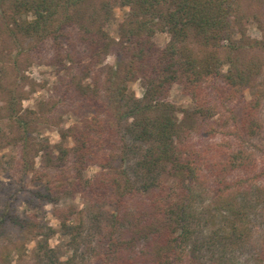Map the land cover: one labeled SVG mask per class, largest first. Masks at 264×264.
<instances>
[{
	"label": "trees",
	"instance_id": "obj_1",
	"mask_svg": "<svg viewBox=\"0 0 264 264\" xmlns=\"http://www.w3.org/2000/svg\"><path fill=\"white\" fill-rule=\"evenodd\" d=\"M248 2L0 0V42L18 51L9 63L1 59L3 73L12 67L18 75L23 56L30 64L49 59L68 73L54 89L63 102L42 104L41 114L23 115V98L12 92L8 119L20 154L8 178L19 174L24 192L33 174L36 188L23 200L32 211L69 190L112 209L93 264H244L240 253L255 228L251 213L264 204V152L259 161L252 149L264 132V37L254 40L246 31L251 22L264 29V0L254 9ZM116 6L129 12L113 40L107 28ZM158 33L170 37L164 48L154 40ZM110 55L115 65L103 66ZM136 82L141 99L129 92ZM175 85L209 123L210 142L202 147L190 142L169 100ZM60 105L75 106L77 123L63 134L72 149L32 137L38 124L55 121ZM91 167L100 172L86 179ZM14 184L0 190V233L13 227L31 235L37 227L18 215L17 198L9 195ZM201 189L211 190L208 206L197 204ZM56 216L69 229L70 218ZM24 249L16 243L12 251ZM10 255L3 251L0 264H11ZM250 259L264 264V240Z\"/></svg>",
	"mask_w": 264,
	"mask_h": 264
},
{
	"label": "rangeland",
	"instance_id": "obj_2",
	"mask_svg": "<svg viewBox=\"0 0 264 264\" xmlns=\"http://www.w3.org/2000/svg\"><path fill=\"white\" fill-rule=\"evenodd\" d=\"M258 1L249 0L248 7L254 9L259 5ZM128 12V8L118 6L113 8L112 17L107 28V32L113 40L119 39L120 24L126 18ZM246 31L251 39L261 40L264 37V29H261L257 22L247 24ZM235 38L237 40L240 39V35H236ZM154 40L160 48H164L170 37L167 33H158ZM10 53L11 58H14L18 53L17 47L10 42L3 46L0 42V190L9 189L8 185L15 182L9 195H14V198H17L16 208L18 215L21 219H31L30 221L37 227V230L31 235L13 227L3 230L0 233V254L3 251H8L11 254V264H66L71 259L79 264H93L92 261L96 253L100 251L98 241L101 234V225L104 226L107 221L111 220L112 209L104 207L99 202L89 199V197L79 194L74 195L69 190L68 193L63 192L57 195L51 201L52 203H47L41 209L32 211L24 204L23 200H25L28 191L36 188L34 183L31 182L33 174H30L26 181L23 180L24 183L26 182L24 192H20V185H16L17 183L19 184V174L15 175L16 179L13 182L8 178L9 174L13 176L16 174L18 167L16 162L19 161L20 154L19 146L14 145L12 142V123L8 119V107L12 92L23 98L21 104L23 115L29 113L41 114L40 106L42 104L63 102L59 91L55 93L54 89L61 87L59 77L64 76L68 80L67 72L63 71L60 73L61 71L58 68L48 65L49 59L45 57L51 56L49 51L44 54V63L34 60L30 64L27 57L23 56L20 58L22 71L18 75L12 72V67L7 69L10 75L8 73L4 74L1 69L3 67L2 60L4 59L6 63H9ZM115 63L116 58L110 55L104 60L103 66L111 67ZM66 64L70 67L69 62ZM74 77L77 79L78 75ZM91 83L92 80L87 79L84 84ZM129 92L141 99L144 94V88L140 82L131 83ZM245 97L247 99L251 98L249 90L245 91ZM169 100L180 110L178 119L184 128L186 127V129L190 130V142L196 147H202L205 143L210 142L207 134L209 123L194 115L195 105L189 97L183 94L179 85L173 86ZM74 107H59L55 114V121L52 124H38L34 127V131L31 132L32 137L37 141H48L51 146H62L72 149L74 147L73 140L70 137L64 139L63 134H66L77 123L78 119L73 113ZM261 119L264 124V105L261 111ZM254 143L255 147H252L253 153H255L256 159L260 161L264 152V132L261 133L260 138ZM55 154H57L56 151ZM42 161V155H39L35 160L36 170L41 168ZM99 172L96 167H91L85 173V178L92 179ZM259 184L261 189L264 190V180ZM42 188L44 187L42 186L39 189ZM209 190L201 189L196 193L197 204L208 206V203L212 202L213 195L211 190ZM258 204L254 212L252 211L251 213V221L255 226L252 242L246 245L240 253L244 264H257L253 259H250V256L259 250L264 240V231H262V226H264V204ZM57 212L63 213V217L66 215L70 218L67 223L69 229L63 228L60 219L56 216ZM16 243L24 246L25 249L22 254L12 251ZM45 248L47 251H45Z\"/></svg>",
	"mask_w": 264,
	"mask_h": 264
}]
</instances>
